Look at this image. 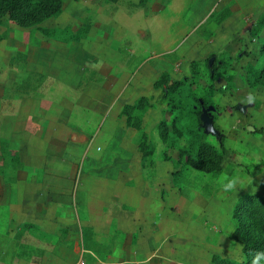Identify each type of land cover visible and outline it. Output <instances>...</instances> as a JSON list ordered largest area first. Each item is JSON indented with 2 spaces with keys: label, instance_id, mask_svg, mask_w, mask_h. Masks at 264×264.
<instances>
[{
  "label": "rangeland",
  "instance_id": "1",
  "mask_svg": "<svg viewBox=\"0 0 264 264\" xmlns=\"http://www.w3.org/2000/svg\"><path fill=\"white\" fill-rule=\"evenodd\" d=\"M263 15L264 0H63L61 10L41 22L43 27L53 30L50 35L36 26L20 25L3 17L0 21V199L17 176L34 179L43 169L47 174L69 168L59 166L63 159L87 157L98 161L97 166L78 165L79 169L90 172H108L118 161L138 159L150 185L157 178L161 179L158 184L162 182L159 198L163 205L157 212L158 229H152L151 215L143 220L141 229H111L106 239L101 234L99 242L87 241L103 258H95L96 264H213V253L242 258L241 244L229 237L235 226L231 211L243 192L264 195V108L254 111L251 107L264 104V87L247 86L239 73L244 72L249 62L257 59H261L257 64L263 62L252 33ZM79 27L82 31H77ZM75 33L81 36L75 39ZM229 53L233 59L228 69L233 77L223 76L219 67L211 77L207 64L211 65L214 57L215 66L220 58L229 62ZM60 61L67 64L68 79L69 69L84 70L74 87L28 68L29 64L51 66L57 71ZM185 68L189 69L186 73ZM155 72L157 77L167 72L170 78L184 80L201 96V113L212 120L211 127L202 121L205 137L216 146L220 142L224 146L220 172L206 173L184 163L183 149L188 135L183 134L174 144L170 143L172 135L167 140L160 137L159 122L164 120L168 129L173 130L177 109L163 97L159 86L153 85L150 90L148 79ZM140 95L150 105L138 111L141 128L131 127L138 143L144 133L146 141L153 146V152L146 156L138 143L135 151L130 146L124 149L118 144L119 132H110L115 120L113 112ZM105 109L106 119L102 116ZM27 110L31 112L28 120L23 114ZM60 112L68 113L70 125L83 121L89 133V151L84 152L81 145L72 143L67 149L58 133L50 135L53 141L43 144L45 149L36 148L33 138L30 142L28 129L42 125L45 115L56 116ZM103 119L107 126L104 124L99 132L95 131ZM176 125L180 128L179 123ZM2 139L25 159L26 169L15 167L8 145ZM43 160L46 166H41ZM176 170L179 172L174 174ZM233 178L238 181L235 189L226 192L223 187ZM55 182L51 184L54 186ZM57 210V213L65 212ZM50 226L53 230V223ZM37 228L36 224L22 227L12 253L3 255L0 264H17L21 257L22 264H37L33 260L44 248L41 238L34 234ZM139 230L148 236L146 246L142 245V258L146 260L125 261L128 242ZM75 232L68 235V241L76 239ZM60 234L65 237L67 233L61 230ZM3 250L5 238L0 237V251ZM95 263L89 260L88 264Z\"/></svg>",
  "mask_w": 264,
  "mask_h": 264
},
{
  "label": "crops",
  "instance_id": "2",
  "mask_svg": "<svg viewBox=\"0 0 264 264\" xmlns=\"http://www.w3.org/2000/svg\"><path fill=\"white\" fill-rule=\"evenodd\" d=\"M59 64L61 67L57 71H53L51 66L48 68L29 64L28 68L74 87L82 77L84 70L69 69L71 78L68 79L67 64L63 61H60ZM94 68L96 69V67ZM159 70V68L156 69L157 72ZM187 71H189L188 68L183 70L184 73ZM157 72L153 73V76H149L150 90L153 88V81L157 78ZM120 90L121 84L118 85V92ZM114 99L115 96L112 101ZM256 106L257 108H255ZM256 106H251L254 111L264 108L263 103H256ZM249 107L246 108L249 110ZM106 109L105 112H102L105 119ZM113 113L115 120L112 121L113 128L110 127L112 128L110 132L116 130L119 132L118 144L124 149H129L130 146L134 149L133 151L137 150L138 142L135 140V131L126 124L125 117L120 114V107ZM23 114L24 118L28 120L31 112L27 110ZM66 114L60 112L56 116L45 115L42 125L35 126L33 130L28 129L30 142H33V138L36 148L45 149L43 144L53 141L50 135L58 133L62 135L63 145L67 146V149L72 143L81 145L84 152L89 151L91 143H87L89 133L85 130V124H82L83 121H81L78 125H70L68 113L66 112ZM105 119L97 123L95 131L99 132L104 124L107 126ZM25 126H27V121L23 130ZM19 157L21 166L17 169H26L25 159L21 158L20 154ZM82 163L98 165V161L87 157L69 161L63 159L59 166L69 168L61 169L60 173L45 174L43 169L38 178L33 179L27 175L16 177L7 193L0 199V237L5 238V250L0 251V258L3 259V255L12 253L16 243L15 231L22 222H31L38 227L34 234L42 239L39 240L43 243L44 248L41 255L33 260V263L37 264H88L89 260H92L91 256L102 260L93 250L84 247L81 238L82 225L91 226L93 239L98 242L102 240L99 238L100 235L104 234L106 239L109 236L106 233L111 229H141L143 220L151 215L154 217L152 229H158L157 212H159V208L162 209L163 205V200L161 197L159 198L162 182L158 184V180L161 181V179L157 178L154 185L149 184L141 160L118 161L113 164L115 167L109 170L111 172H100V170L90 172L79 169L78 165L80 166ZM41 166H46L44 160ZM52 181H56V185L53 186ZM125 201L126 205L123 204ZM59 208L65 212L57 213ZM62 214L63 216H61ZM50 223H53V230H50L52 228ZM61 230L65 234L67 233L65 237L61 236ZM73 231H76L74 236L76 239L68 241L67 237ZM147 240V235H143L141 231L138 232L128 242L125 261H145L146 259L142 258L144 253H142V245L146 246ZM19 259L17 264H22L23 262ZM92 261L95 263L96 260Z\"/></svg>",
  "mask_w": 264,
  "mask_h": 264
},
{
  "label": "trees",
  "instance_id": "3",
  "mask_svg": "<svg viewBox=\"0 0 264 264\" xmlns=\"http://www.w3.org/2000/svg\"><path fill=\"white\" fill-rule=\"evenodd\" d=\"M139 1L143 2L144 0ZM62 5L63 0H0V21L3 17H8L20 25L36 26L44 34L50 35L53 30L43 27L41 22L49 16L57 14L61 10ZM256 24L255 28L252 29V33H254L253 36L256 37L259 44L258 51L260 57H263H261L263 62L257 64V61L261 60L257 59L256 62L247 63L244 72L239 73V77L247 86L261 84L264 87V32L261 33L264 29V15L260 17ZM77 31H82V29L79 27ZM80 36L81 33H75L73 38L77 39ZM228 57H230L229 62L222 58L218 59V66H215V57L211 65L207 64L210 68L209 74L211 77H214L217 67L224 72L225 75L223 74V76H227L229 79L233 77L234 74L230 73L228 69L233 56L230 54ZM153 85L155 87L159 86L163 92V97L173 108L177 109V114L173 119V130L168 129L164 120L159 122L158 131L160 137L163 140H167L168 136L172 135L170 143L174 144L183 134L188 135L186 148L183 149L185 153L184 163L202 172H220L222 170L224 146L222 142L219 143V146H216L205 137L200 117L202 102L199 100L201 96L187 82L179 78H170L167 72H161L153 81ZM149 105V100L144 95H140L134 102L125 103L120 113L125 115L128 125L140 129L141 116L138 111ZM133 111L135 112L134 114L132 113ZM178 123L180 128L176 127ZM140 136L141 140L138 145L142 155L151 154L153 146L146 141L144 133H141ZM2 141L8 145L7 148L12 154L15 167H20L21 160L18 152L14 148L9 147L8 142L4 139ZM179 170H176L174 174L178 173ZM231 216L235 220V226L229 237L241 244L242 258L235 259L213 253L211 255L212 263L264 264V195L253 191L241 193L233 204ZM24 226L32 227L33 223H20L19 228L15 231L17 240ZM81 238L84 247L93 250L97 254L96 249L87 244V241L98 242L93 239L91 226H81ZM91 258L92 260L95 259L93 256ZM99 258L103 259L102 257Z\"/></svg>",
  "mask_w": 264,
  "mask_h": 264
},
{
  "label": "clouds",
  "instance_id": "4",
  "mask_svg": "<svg viewBox=\"0 0 264 264\" xmlns=\"http://www.w3.org/2000/svg\"><path fill=\"white\" fill-rule=\"evenodd\" d=\"M249 99H251V97H249ZM237 179L236 178H233V179H230L228 180V185L226 187H223L224 190L227 192V191H232L235 189V186L237 184Z\"/></svg>",
  "mask_w": 264,
  "mask_h": 264
},
{
  "label": "water",
  "instance_id": "5",
  "mask_svg": "<svg viewBox=\"0 0 264 264\" xmlns=\"http://www.w3.org/2000/svg\"><path fill=\"white\" fill-rule=\"evenodd\" d=\"M200 117H201V120L203 121L204 125H206V127H208V126L211 127V125H212L211 117L204 114V112L200 114Z\"/></svg>",
  "mask_w": 264,
  "mask_h": 264
}]
</instances>
